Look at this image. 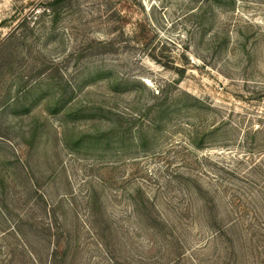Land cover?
Returning <instances> with one entry per match:
<instances>
[{"label":"rangeland","instance_id":"obj_1","mask_svg":"<svg viewBox=\"0 0 264 264\" xmlns=\"http://www.w3.org/2000/svg\"><path fill=\"white\" fill-rule=\"evenodd\" d=\"M206 3L0 0V193L6 191L0 199L12 224L19 217L26 223V241L44 258L40 264H49L52 248L41 225L55 220L71 230L75 246L83 244L70 251L72 264H113L107 252L119 264L161 262L167 245L176 242L171 232L184 252L200 246L197 255L187 254L191 264H222L226 239L215 236L209 213L177 175L181 159L172 145L185 138L173 126L191 122V114L161 118L160 131L144 148L136 129L126 127L121 147L116 137L110 148L79 143L104 128L115 127L119 137V113H147L141 121L148 125L152 91L159 89H179L213 104L217 110L207 109L202 117L214 116V122L229 116L233 124L264 121V102L255 100L264 87V0ZM70 108L78 115L66 118L63 109ZM32 132L38 136L33 143ZM211 148L206 152L235 165L237 147ZM201 170L199 185L224 184L215 180L218 174L258 196L243 176L232 177L214 164ZM142 202L146 208L137 206ZM218 205L217 213L227 212L226 203ZM260 206L256 199L249 209ZM186 209L192 214L184 215ZM49 210L57 211L56 218ZM257 219L264 221V214ZM237 229L231 264H264V249L247 253L249 235Z\"/></svg>","mask_w":264,"mask_h":264},{"label":"trees","instance_id":"obj_2","mask_svg":"<svg viewBox=\"0 0 264 264\" xmlns=\"http://www.w3.org/2000/svg\"><path fill=\"white\" fill-rule=\"evenodd\" d=\"M205 1L207 5L213 2L224 4L226 1H229L231 5H235L236 2L243 0ZM26 21L27 17L24 22ZM173 84H176V82H173ZM258 93L260 98H255V100L264 102V87L259 89ZM152 96L155 99V107L154 110L150 109L154 112L148 125L143 124L141 121L145 119V114L147 113L136 116L135 114L129 115L119 113V137L113 133L115 127L104 128L103 130L100 129L93 133H88L86 136L83 135L84 137H81L82 140L80 139L79 143L81 144L84 140H89L93 143L102 145L105 143V145L107 144V147L110 148L114 137H116L115 139L119 140V147H121L124 137L126 136V131H123V128L126 127L127 129H136L138 133L137 139L140 142L139 146L144 148L147 146L146 142L149 140L150 135L153 134L152 136H154L156 132L160 131L158 126L161 118L175 117V114L181 111H186L188 114H191V118H189L191 122L183 121L179 125L173 126L183 129L182 135L185 138L184 141H179L177 146L172 145L177 148L175 151V158L181 159V168L177 175H179V178L185 180L184 185L187 190H192L195 196L199 197L202 209H205V212L209 213V216H206L207 221L209 224L211 221L215 236L217 235L226 239L225 246L227 247L222 249V257L220 258L222 264H231L233 255L237 257V251L235 250V235L239 232V229H237L239 226L240 229H244L249 235L250 243L247 245L249 246L247 253L248 250L251 251L253 249H257L258 252H260V249H264V245L261 246L264 244V235L261 231L264 230V221L260 222L257 219V215L261 216L264 214V121L261 122L259 118L258 121H260V123L257 125L251 120L248 121V124L245 120L233 124L230 116L227 118L224 117L219 121L216 120L215 122L214 116L210 119L203 118L202 115L207 109L217 110L215 106L189 93L182 92L179 89L172 93L165 89H159L156 92L152 91ZM60 102H62V100H60L59 103ZM75 105L76 104H74V106ZM63 110L66 118L78 115V112H74L73 108ZM52 113H57V108H55ZM95 113L96 112H93V115ZM252 120L255 121V119ZM137 122L142 123V125L136 126ZM120 125H122V127H120ZM242 125H244V127ZM235 132H241L240 137L237 136ZM66 135L67 131L65 130L64 137H66ZM37 139V133L32 132L30 141L33 143ZM31 142H28V144ZM62 144H64V142ZM214 145H217V147H224L225 149L231 146L237 147L236 149L238 150L234 155L235 165L227 166L220 159L214 157L212 152H206L209 151L208 149H215L211 148ZM233 151L234 150H232V152ZM210 164H214L216 168L231 174L232 177H236L235 175L243 176L244 179H242V181L244 180L246 184L256 188L258 194L256 199L262 206L255 211L250 210L249 206L256 199L249 196L247 192H243L242 188L234 185L229 180H226V178H220L218 174L213 175L215 176L214 178H216L215 180L221 179L224 184L216 188L210 189L205 185L197 184L196 178H199L198 173L203 174L201 169H206ZM208 173L211 174L212 172ZM178 177L175 178L178 179ZM2 180V182L5 181L3 178ZM237 180L240 181L239 178H237ZM192 182L194 184H192ZM139 193H141L140 189ZM3 195H6L4 189L0 193V197ZM220 202L227 204V212L223 211L222 213H217L221 209V206L218 205ZM46 205H48V203ZM138 205H143V207L146 208L144 202H142V204L137 203V206ZM9 211L10 209L6 204V200L0 199V219H3L5 223V225L0 226V233L2 234V236H0V264H40L42 261L40 259L43 257L36 256L26 241V223L21 221L19 217L20 221H16L12 224ZM44 211L46 212L45 209ZM186 211L187 213L184 215H189V213L192 214L191 209H186ZM47 214L53 215V217L56 218L57 211L54 210L51 213V210H49ZM233 214L236 215V218H231ZM222 217H227L226 220H224V225L219 221ZM246 217L250 219L245 220V222L243 219ZM41 229L48 237V243L50 245L52 244L51 252L48 255L49 264L74 263L75 261L69 259L70 251L73 247L78 248L82 243L79 242V245L76 246L73 244L71 230L67 226L60 224L57 220H55V223L49 222L47 224H42ZM96 230H98V228L95 226V232ZM171 233V237H175L176 242H170V246L167 245V252L164 255L165 259H161V262L160 260L158 262L153 260V262L148 264H184V262L185 264H191L187 254L189 253L190 255L191 252H193L197 255L200 246L194 247L192 249L193 251L189 250V252H184L185 247L183 244L176 238L175 233ZM99 235L103 238L100 232ZM98 245L104 252L107 251L100 241ZM106 256L110 258L113 264H119L118 256H113L111 258L112 255L108 252ZM191 257L194 258L192 255ZM134 261L135 260H133V262Z\"/></svg>","mask_w":264,"mask_h":264}]
</instances>
